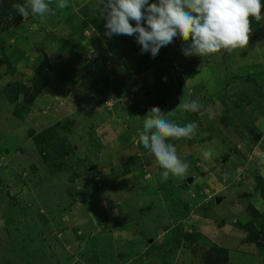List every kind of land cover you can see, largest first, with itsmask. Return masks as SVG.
<instances>
[{
	"label": "rangeland",
	"instance_id": "1",
	"mask_svg": "<svg viewBox=\"0 0 264 264\" xmlns=\"http://www.w3.org/2000/svg\"><path fill=\"white\" fill-rule=\"evenodd\" d=\"M71 2L23 17L19 0H0V264H207L213 247L228 249L227 264H264V0L246 48L185 56L191 38L178 37L155 58L138 34H89L90 3L71 14ZM57 12L82 38L47 29ZM63 55L89 78L82 94L57 82ZM43 59L47 82L29 103L15 84L31 88ZM192 101L199 112L183 107ZM153 106L198 125L166 138L189 165L183 177L162 180L140 140Z\"/></svg>",
	"mask_w": 264,
	"mask_h": 264
},
{
	"label": "clouds",
	"instance_id": "2",
	"mask_svg": "<svg viewBox=\"0 0 264 264\" xmlns=\"http://www.w3.org/2000/svg\"><path fill=\"white\" fill-rule=\"evenodd\" d=\"M53 0H26L24 5H15L21 16L30 13L43 16L53 12ZM101 15L106 19L105 35H136L141 53L150 52L155 58L162 46L173 44L182 38L189 42L182 48L185 56H205L226 50L246 48L251 32L250 17L261 21V0H104ZM66 0H60L57 7L64 9ZM135 21L133 26L129 21ZM145 21L147 28L141 25ZM183 107L199 112L200 105L192 101ZM154 115L143 123L140 140L163 169L161 179L169 176L183 177L189 165L181 161L172 143L166 138H192L198 125L195 122L180 126L163 118L161 109L153 106ZM205 158L211 150L204 153Z\"/></svg>",
	"mask_w": 264,
	"mask_h": 264
},
{
	"label": "crops",
	"instance_id": "3",
	"mask_svg": "<svg viewBox=\"0 0 264 264\" xmlns=\"http://www.w3.org/2000/svg\"><path fill=\"white\" fill-rule=\"evenodd\" d=\"M71 1H73V2H71ZM59 2H60V0H57V4H59ZM70 2H71V6L69 7V9L71 11L70 12L71 14L73 12L74 13L76 12L74 7H77L76 6L77 4L83 5V3L92 4L101 13L100 10L103 6L102 4L104 3V0H70ZM77 9H78V7H77ZM64 12H57L56 15L53 14V16L51 15V16H49V18H45L46 22H47V24H46L47 29L49 31L50 30L53 31L52 33H54L55 35H58L59 37L67 38V39H69V41H76V40H73V39L77 38V37H75L76 35L73 32V28L71 27V25L69 26L66 24V20L68 19L69 16H68V14L67 15L64 14ZM44 16L46 17L47 13H45L43 15V17ZM70 28L72 31L70 30ZM86 31L87 30L84 31V34L87 33ZM88 33L91 34L92 36L97 34V32L95 31L94 28H92V31L88 30ZM44 51H45V53H47L46 50H44ZM68 57L69 56H67V55H63V58L55 57L56 61H57V67H59L61 69V72L57 76V79H58L57 82L59 84L61 83L62 84V85L60 84L61 86H64L62 90H63V93L66 94V97H72L75 95L82 94V91H80V90H82V86L85 87V84L87 85L89 78L87 77V74H86L84 69L73 70L74 69L73 66L71 64H68L67 62H65V59H68ZM52 64H54L53 67H55V63H52ZM67 64L69 65L67 67H70V68L66 67ZM65 67L68 70H65L64 69ZM65 74H67V76ZM60 75H64V77H61ZM59 76L61 77V81L59 80L60 79ZM128 77L129 76L125 75V78H124V76L122 77L119 75V78L121 80L122 79H128ZM130 77L135 78L136 76L133 75ZM67 89L69 90L68 93H67ZM84 90H86V88H84ZM225 249H227V248H225ZM229 256H230V253H229ZM229 259H230V257H229Z\"/></svg>",
	"mask_w": 264,
	"mask_h": 264
},
{
	"label": "trees",
	"instance_id": "4",
	"mask_svg": "<svg viewBox=\"0 0 264 264\" xmlns=\"http://www.w3.org/2000/svg\"><path fill=\"white\" fill-rule=\"evenodd\" d=\"M21 5H23V1L19 0ZM88 7L91 9V14L87 15L84 14L85 22L89 23L96 31H98L101 34H105L107 31L105 26L103 24H106V19L101 15V13L98 11L96 7H94L92 4H87ZM87 20V21H86ZM132 25L135 26V21L130 20L129 21ZM73 32L76 36L79 38H82V32L78 31L76 28L73 29ZM134 35V34H133ZM125 39H128L131 36L123 35ZM50 68V64L48 63L47 59H43L41 66H38L34 69V77L32 81V87L31 88H24L17 84H15V87L17 89V94H22L25 97L29 95V98L27 99V102L31 103V100L36 97L42 88L45 87L47 78L45 73ZM257 189H259L260 194L262 198L264 199V180L259 178L256 182ZM183 233L181 235L180 233ZM183 230L179 227L178 234L182 236L186 241L193 242L195 241V236L191 233H185L182 232ZM264 234V230H263ZM213 253H210L208 255L207 264H227L228 261V255L227 251L224 248L219 247H213L212 248Z\"/></svg>",
	"mask_w": 264,
	"mask_h": 264
},
{
	"label": "built area",
	"instance_id": "5",
	"mask_svg": "<svg viewBox=\"0 0 264 264\" xmlns=\"http://www.w3.org/2000/svg\"><path fill=\"white\" fill-rule=\"evenodd\" d=\"M83 42L84 41H81V45L83 44ZM81 51H83V50H81ZM91 53H93V51H90L88 54H86V58L89 59V60H94V59H92V57H95V56L93 54H91Z\"/></svg>",
	"mask_w": 264,
	"mask_h": 264
}]
</instances>
